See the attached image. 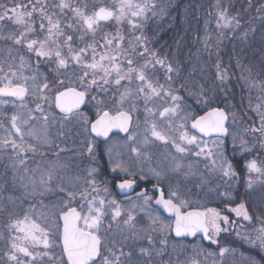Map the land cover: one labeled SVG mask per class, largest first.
<instances>
[{
    "label": "snow or ice",
    "instance_id": "6c2138e0",
    "mask_svg": "<svg viewBox=\"0 0 264 264\" xmlns=\"http://www.w3.org/2000/svg\"><path fill=\"white\" fill-rule=\"evenodd\" d=\"M247 5L252 8V0H247ZM214 7L220 36L230 30L233 35L241 32L239 38L244 39L249 31L255 30L251 28V20L246 21L249 28L243 30L241 14L230 12L231 0H216ZM255 10L261 14L259 19L264 32V3ZM165 12L166 6L160 0H92L91 5L88 0L80 3L73 0H8L5 3L0 0V129L4 132L0 136V157L8 158L13 170L12 180L19 183L24 199L31 201L21 215L0 206V211L7 212L8 216L7 258L13 264L37 261L40 264H201L197 247L191 249L194 255L183 261L178 255L173 259L167 254L168 237L173 231L175 237L180 238L196 237L200 233L202 240L213 244H219L217 238L222 232L232 231L248 245L249 254H241L243 264H264V195L259 208L261 215L255 216L244 203L232 207L235 201L230 191L213 189L226 201L229 213L252 226L248 231L216 208L200 210L197 207L189 211L191 202L183 198L178 189L168 186L166 198L165 188L159 187L169 173L195 175L194 163L185 164V158L194 159L196 163L202 161L210 173H218L225 183L238 177L236 166L240 164L249 173L250 189L254 183L251 174L264 177V160L251 159L245 163L243 156L251 153L252 146L244 136L229 132L238 120L235 107L213 106L218 102L213 93L217 88L223 90L230 79L228 69L218 60L213 85L190 84L191 74L188 78L181 77L179 63L149 47L150 38L144 34V27L151 18L162 17ZM9 25L15 27L9 28ZM113 25L115 31H106ZM74 37L83 47H74ZM210 40L206 33L205 48ZM70 65L76 69L72 79L67 75ZM237 66L241 68L244 84L250 90L258 89V102L254 105L251 99L248 102V109L256 120L249 117L243 131L253 133L252 139L264 146V62L259 82L252 78L250 67L239 61ZM42 68L49 69L50 73L46 74ZM161 70L162 76L158 75ZM61 75L65 79H61ZM93 89L105 95L97 99L91 94ZM86 100L95 101L99 106L112 100L118 107L113 108L115 114L103 111L90 123L80 112ZM141 104L151 139L145 135L138 141L129 130L134 124L133 114L139 111ZM9 105L11 108L4 111ZM200 106L210 110L197 115L194 107ZM54 109L62 114L59 120ZM76 120L87 134L78 155L86 158L88 164L78 168L75 174H68L67 166L59 162L60 153L66 149L55 143L50 129L54 122ZM136 126L139 127L138 121ZM113 129L129 133L127 140L131 142L129 152L134 154L133 161L143 163L151 159L148 148L154 141L171 147L177 154H167L162 160L164 167L158 165L146 173L135 163L119 157L114 159L108 150L110 171L128 177L120 179L116 187L127 194L137 187V178L155 179L154 187L158 192L155 204L174 214V227L150 210L154 197L148 195V189L136 195L139 205L129 199V206H124L111 196L109 182L100 175L95 144L88 137L91 133L107 137ZM62 131L61 125L57 136ZM229 135L234 141L239 139V160L229 159L224 154L223 139ZM205 137L214 139L209 141ZM49 152L55 156L54 161L48 159ZM37 156L40 163L30 167L29 158ZM202 183L207 181L202 179ZM260 191L264 193V184ZM53 194L54 203L45 204L43 199H36ZM139 212H144L149 220L145 228L138 227ZM0 239L5 237L0 235ZM141 240H146L147 246H140ZM20 241H29L32 250ZM172 250L176 251L175 244ZM233 251L220 247L218 255L223 257ZM18 254H23L25 259Z\"/></svg>",
    "mask_w": 264,
    "mask_h": 264
},
{
    "label": "trees",
    "instance_id": "16d2710c",
    "mask_svg": "<svg viewBox=\"0 0 264 264\" xmlns=\"http://www.w3.org/2000/svg\"><path fill=\"white\" fill-rule=\"evenodd\" d=\"M76 2L80 3L81 0ZM160 2L166 6L165 14L162 17L157 16L151 18L150 20H152L153 24L149 27H144L143 30L144 34L148 37L149 35H153L154 37V39H150L149 47L158 52L162 57L166 56L170 61L179 63L182 69L180 73L181 77L188 78L189 74H191L192 78L189 79L190 84L202 83L205 87L213 85L216 74L215 64L219 60L221 66L228 69L230 79L227 81V85L223 90L217 88L213 93L214 96L218 97V102L213 106L224 107L225 104L234 106L237 113L244 119V125L247 127L249 117L256 120L254 113L248 109V102L249 99H251L253 105L258 102V89L253 88L250 90L249 87L244 84L243 79L241 78V68L237 66V62L239 61L241 65L250 67L253 70L252 78L259 82L262 75V62H264V32L261 31V21L259 19L261 14H258L255 9L256 7H259L261 3H264V0H252L253 7L250 9L248 8L247 0H231L232 7L230 8V12L232 14H235L236 12L241 14V22L244 25L243 30L249 28V25L246 23V21L249 20H251V28L255 29L254 31H249L244 39L239 38L241 32H237L233 35L230 30H225L223 36L219 35V29H217L215 24L216 16L214 5L216 0H160ZM245 9H247V11H245ZM9 28H14V26L9 25ZM206 33L211 37L208 48H205L203 41ZM160 42H162L161 49L157 45ZM209 53H211V55H209ZM44 70H47V68H44ZM179 82L180 81L177 80V83ZM216 83H218V81H216ZM91 94L94 95V91ZM107 102V105H110V100H107L106 103ZM205 109L203 106H200L199 108L194 107V112L199 115L205 111ZM55 111L59 114L56 109ZM242 113H246V115H242ZM59 115L61 116V114ZM92 116L95 118L94 115ZM2 135L4 134L0 130V136ZM59 135L63 136L62 138H64V136L68 137L65 133H60ZM248 137V143L252 146L253 151L258 149L257 151L260 153L264 150L260 142L257 144L250 136ZM61 142L64 144V141ZM227 147V155H229L231 159H241V155H239L240 143H237L236 146H233L232 148L231 145L228 144ZM97 148L99 151L100 147ZM252 154L253 152L245 153L243 156L244 162H246L248 157ZM65 155V153H60V156H62L59 161L60 163L64 161L63 156ZM48 159L54 161L56 158L51 152H49ZM97 161L100 165L106 168L107 164H105L101 154L97 157ZM28 163L30 167H35L37 163H40V157L29 158ZM236 170L239 174L238 177L234 180H229L226 183L221 181L218 173L212 174L208 170H204L202 173L200 172L199 174L197 173L194 175V178H199L198 186L195 185V189H199V185L202 186L201 196L203 197L202 199L205 206L213 205L219 208L226 204V201L218 196L217 191L213 189H216L219 192L230 191L235 203L240 199H244V196L247 200L251 198L248 190L249 187L245 180L247 177L245 176L246 169L243 164H240L236 166ZM12 176L13 170L10 167L8 158L0 157V206L7 208L9 211H14L17 215H21L22 210L26 209L31 201L24 199L23 191L20 189L17 191L15 190L16 182L12 180ZM202 179L206 180L207 183H202ZM107 187L111 192V196H115L116 194L113 183L109 182ZM190 187H192V184ZM14 196L17 197L18 200L19 198L21 199L19 200L20 202H16L20 205L18 209L12 208L14 202L8 199L9 197ZM36 199H43L44 203L48 200V202L52 201L40 197H37ZM235 203L233 204L235 205ZM251 205L253 206L252 203ZM226 213H228L230 217H233L231 213ZM251 213L255 216L261 215L254 210H252ZM139 217L142 216L138 214L137 218ZM7 223V212L0 211V235L3 231L7 233V235L3 236L5 239H0V264H13V262L9 261L7 258V249L10 244L9 233L5 227ZM253 223H255V221ZM245 227V230L251 231V225L246 224ZM219 238V244L216 246L214 244L205 243L200 238L193 240H176L171 234L168 237L169 246L167 254L175 259L177 255H180L178 249H181L180 245L177 246V244H183L185 242V247H197L200 249L199 259L201 260V263L243 264V261H226L225 256L220 257L218 255L219 248L228 247L234 249L238 254L241 253L246 256L249 254L248 245L238 239L232 231L221 234ZM173 244L176 245L175 252L172 250ZM196 244H198V246ZM243 244H246L247 247ZM139 245L147 246V241L141 240L139 241ZM242 245L245 248H243ZM36 250L39 251L41 249L37 248ZM57 251H59V248H57ZM187 252H190V250ZM187 252H185V255H188ZM208 253H212L213 255H208ZM18 255L21 259H25L23 254ZM205 257H207L208 261H203ZM34 264H40V262L37 261L34 262Z\"/></svg>",
    "mask_w": 264,
    "mask_h": 264
},
{
    "label": "rangeland",
    "instance_id": "374dc122",
    "mask_svg": "<svg viewBox=\"0 0 264 264\" xmlns=\"http://www.w3.org/2000/svg\"><path fill=\"white\" fill-rule=\"evenodd\" d=\"M76 1H78V0H73V3H77ZM3 2L7 3L8 0H3ZM88 2L91 5L92 0H88ZM152 24H153L152 20H149L148 23L145 25V27H149ZM106 31H108V32L115 31V25H113L112 27H108L106 29ZM124 34L126 36L129 35L127 30H125ZM137 34H139V33H137ZM149 37H150V39H154L153 35H149ZM86 39H89V37H86ZM97 39H99V36H97ZM73 44H74V47H76V46L83 47V44H81L78 40H76L75 37H74ZM157 45L160 47V49L162 48V42H160ZM42 71L45 72L46 74L50 73L49 69L44 70V68H42ZM74 71H76L75 66L70 65V67L67 69L68 78H70V79L74 78V76H73V72ZM24 74L28 75V72L25 71ZM161 74H162V70L158 73V75H161ZM60 78L61 79H65V76L61 75ZM93 91H94V95L97 96V99H100V96H99L97 90L93 89ZM29 99H31V98H29ZM107 104H108V102L106 104H104L103 106H99V105L96 104L95 101L88 100L85 110L81 111V113H83L88 118V121L91 123V121L93 120V116L92 115H94L96 117V116H98L99 114H101L105 110H109L111 113L114 114L113 108L118 107V105L114 104V102L112 100H110V105H107ZM30 106H32V105H30ZM9 108H11V105H9L6 108H4V111H7ZM54 113L57 116V120H59L60 115L56 113L55 109H54ZM133 120H134V124L132 125L131 130H130L129 133L133 134V135H136L138 141H142L143 137L145 135H148L149 138L151 139L150 132L147 131V126H146V123H145L146 117H145V115L143 113V105L142 104L139 107V111L133 114ZM137 121L139 123V127L136 126V122ZM244 122H245L244 119L241 117L240 114H238L237 123H236L235 126L229 128V132L230 133H234L237 137L244 136L245 139H247L248 142H249V139H248L249 137L248 136H250L252 138L253 137V133H251V132L245 133L243 131V129L246 127L244 125ZM61 125L63 126V131L60 132V133H65V134L68 135V137L64 136V138H62L63 136H60V135L57 136L58 128ZM0 130H1V132H3L2 129H0ZM129 133H127L126 135L113 136L102 148L99 149V151H98V148H97V146L95 144V140L91 137V134L89 135L88 138L95 144L96 151H97V157H99L100 153L103 152V155H104L103 157H104V159H105V161L107 163V165H106L107 169L108 168L110 169V166L108 164V159H109L108 150L109 149L111 150L112 157L114 159L119 157V158H121L123 160L129 161L130 163H135V164L139 165L140 167H143V169H144V171L146 173L149 171L150 168H157L158 165L160 167H164V163H162V160H163V157L166 156L167 154L171 153L172 155H177L171 147L165 146V145L161 144V142H159V141H154L151 144V146L148 148V155L151 157V159H145V160H143V163H141L140 161H133L131 159V157L134 154H131L129 152V146H130L131 142L127 140V136L129 135ZM3 134H4V132H3ZM50 134H51L52 139L55 140L56 144H59L60 147L66 149V151L61 152V153H65L66 154L65 156H63L64 161L61 162V164H64V165L67 166L65 171L68 174H75V172L77 171L78 168H82V167H84V166H86L88 164V161H87L86 158L81 157V156L78 155V153L81 151V147H80L81 142L84 139L85 135H87L86 133L83 132V130L81 128V125H80V122L78 120L72 121L70 123H65L63 121H60L59 124H56L54 122L53 127L50 129ZM212 139H214V138L206 139V140L211 141ZM61 141H64V144ZM253 141H255L257 144H258V142H260L259 140H253ZM237 143H240L239 139H236L234 141L232 135H229V138H228L227 141L223 139V151H224V154L229 159H231V158L229 157V155H227V153H228L227 145L228 144L231 145V148H232L233 146H236ZM260 144H261V142H260ZM209 147H212L211 143L209 144ZM226 147H227V149H226ZM263 148H264V146H263ZM257 150H255V151L252 150L251 152H253V154L250 155V157H248L247 160H251V159H257L258 161L264 160V157H263L264 150H262V152H260L261 154ZM98 153H99V155H98ZM61 157L62 156H60V158ZM189 162H193L194 163L195 174L200 173V172L202 173L204 170H207L205 168V166H204V163L202 161L196 163V162H194V159L192 161H190L189 158H185L184 159V163L185 164H187ZM114 174L118 175L119 177H126V176H124L123 173H114ZM204 174H207V173H204ZM245 174H246L245 176H247L245 180L248 181L249 173L246 171ZM180 176H182L181 178L183 180H179L177 178L174 179V177H180ZM149 179H151L152 181H154L156 183L155 179H152V178H149ZM194 179H195L194 175L185 176L183 174L169 173V175L161 183V185H163V186L165 185L167 189H168V186H171L173 189H178L183 194V198H186V199H188L191 202L190 206L197 204L196 206H192V207H198L201 210H203L204 208H216L217 210H219L217 206H213V205H206L205 206L204 205L203 199H202L203 197L201 196V194H202V192H201L202 186L199 185V187H198L199 189H194V188L190 187L191 183L193 181H195ZM251 179L254 181L253 188H251V189L248 188L249 194L251 195V198L249 200H247L245 198V196H244V199H240L237 203H244L248 207V210H249L250 214H252L251 213L252 210L258 212V214H261L260 211H259V208H260V203H261V196L264 195V193H261L260 186H261V184H264V177H258L256 174L253 173V174H251ZM180 181H183V183L180 184ZM15 184H16L15 185L16 186V189H15L16 191L19 190V189L21 191H23L19 187V183L18 182H16ZM150 196L155 198L154 194H150ZM113 197L116 200L119 201V199L116 198V195L113 196ZM43 198L50 199V200H52L51 202H53V203L55 202V194L50 195V196H46V197H43ZM19 200H21V199L19 198ZM19 200L15 196L12 197L11 201L14 202L13 205H12V208H17L18 209L20 207V205L16 203V202H20ZM48 201L45 204H49L50 202H48ZM133 201L135 203H137V205L140 204V201H136L135 199ZM122 203H123L124 206H129L128 203H124V202H122ZM251 203L253 204V206L251 205ZM232 205H233L232 207H235L234 204H232ZM253 207H254V209H253ZM250 209H252V210H250ZM150 210L154 214L159 215L160 218L165 223L172 224V220L171 219H168V218L164 217L159 212V210L156 209L153 206V201L151 202ZM219 211L223 215H227L223 211H221V210H219ZM138 214L143 217V219H141V217L137 218V221L139 222L138 223V227L139 228L147 227L148 224H149V220H148L147 216L145 215V213L144 212H139ZM231 214L233 215V217H229L230 220H236L237 223L243 225L244 229H245L246 228L245 225L248 224V223L243 221V220H241V219H236L234 217V213H231ZM222 227H227V225H222ZM114 230H115V227H114ZM224 233H227V232H222L221 234H224ZM1 235L5 236V235H7V233L3 231L1 233ZM13 235H23V234L14 233ZM219 237L217 238L218 240L220 239ZM20 243H22L25 246H29L30 250H32L29 241H20ZM179 245L181 247V249H178V251H180L179 259L181 261L185 260L187 257H191V256L194 255V253L190 249V248H193V247H185V242L183 244H179L178 243L177 246H179ZM196 245L198 246V244H196ZM214 245L217 246L218 244H214ZM243 245L245 247H247L246 244H243ZM243 245H242V247L245 248ZM188 250H190V252H187ZM182 252H183V257H182ZM185 252H187L188 255H185ZM237 254H238L237 252L233 251V252L225 253L224 256L226 258V261H243L241 253H239L238 255ZM203 261H208V260L207 259H203ZM201 264H212V263L211 262L210 263H206V262L203 263L202 262Z\"/></svg>",
    "mask_w": 264,
    "mask_h": 264
},
{
    "label": "flooded vegetation",
    "instance_id": "af4514ba",
    "mask_svg": "<svg viewBox=\"0 0 264 264\" xmlns=\"http://www.w3.org/2000/svg\"><path fill=\"white\" fill-rule=\"evenodd\" d=\"M99 94V96H100V98L101 97H103L105 94L104 93H98ZM87 102H88V100H87ZM86 105H87V103H86ZM86 105H85V107L81 110V111H83V110H85V108H86ZM80 111V112H81ZM105 111H109V110H105ZM60 114V113H59ZM100 115V114H99ZM98 115V116H99ZM98 116H96L95 118H97ZM95 118H93V120L95 119ZM93 120L91 121V123L93 122ZM130 132V131H129ZM116 135H121V134H114V135H112L111 137H109L107 140H105V141H103V140H98V139H96V138H94L92 135H91V137L95 140V144H96V146L97 147H100V148H102L113 136H116ZM124 135H126V134H124ZM214 138V137H213ZM229 138V137H228ZM228 138L227 139H224V140H228ZM204 139H211V138H204ZM99 148V149H100ZM101 154V157H103L104 155H103V152H101L100 153ZM37 158V157H36ZM103 159H104V157H103ZM104 161H105V159H104ZM105 164H107L106 163V161H105ZM100 165V164H99ZM100 168H101V173H100V175H101V177L103 178V179H106L108 182H110V183H113V185H114V191H115V194H116V198H118L119 199V201H121V202H124V203H128V201H123L122 200V198L117 194V192H116V190H115V185H116V183H117V181H119L120 179H125V178H128V177H119L118 175H116V174H114V173H112L111 171H110V169L108 168L107 169V167L106 168H104L102 165H100ZM103 173H105V174H103ZM199 174V173H198ZM182 176H180V177H174L175 179L177 178V179H179V180H183L182 178H181ZM195 181H193L191 184H192V188H194L195 189V185H197L198 184V182H199V178L197 177V178H195L194 179ZM137 181H138V186H137V188H136V190H135V192H137V191H140V190H142L143 188H146V189H148V195H150V194H154L155 195V198L157 197V192L156 191H154V190H152L151 189V187L152 186H155L156 185V183L154 182V181H152L151 179H148V180H140L139 178H137ZM183 183V181H180V184H182ZM198 186V185H197ZM159 187H162V188H165V192H166V198H167V188H166V186L164 185H161V183L159 184ZM155 198H154V200H153V206L156 208V209H158L155 205H154V201H155ZM135 198H132L131 200H134ZM189 208H197V207H192V206H190ZM188 208V209H189ZM219 210H221V211H223L225 214H227L228 215V213H226V212H228V209H227V207L225 206V205H223V206H221V207H219L218 208ZM159 210V209H158ZM159 212L161 213V211L159 210ZM162 214V213H161ZM163 215V214H162ZM164 216V215H163ZM164 217H166V216H164ZM230 217V216H229ZM234 217H235V214H234ZM166 218H168V217H166ZM236 218V217H235ZM168 219H171V218H168ZM236 219H238V218H236ZM172 220V222H173V219H171ZM172 225V224H171ZM172 237H173V235H172ZM174 238V237H173ZM175 239V238H174ZM201 239V238H200ZM176 240H182V239H176Z\"/></svg>",
    "mask_w": 264,
    "mask_h": 264
},
{
    "label": "water",
    "instance_id": "95a60500",
    "mask_svg": "<svg viewBox=\"0 0 264 264\" xmlns=\"http://www.w3.org/2000/svg\"><path fill=\"white\" fill-rule=\"evenodd\" d=\"M86 103H87V100L85 101V103L83 104V105H81V108H80V111L85 107V105H86ZM57 110V112H59V109H56ZM210 109H207V110H205L203 113H201L200 115H204L207 111H209ZM110 112V111H109ZM111 113V112H110ZM61 114V113H60ZM113 114V113H112ZM115 114V113H114ZM100 115H102V113L100 114ZM100 115L96 118V119H98L99 117H100ZM95 119V120H96ZM95 120L92 122V123H94L95 122ZM130 130H131V127H130ZM129 130V131H130ZM191 130V129H190ZM192 131V130H191ZM114 134H121V135H124V134H127V133H124V132H121L119 129H113L110 133H109V135L107 136V137H103V136H96L94 133H91V135L94 137V138H96V139H98V140H103V141H105V140H107L109 137H111L112 135H114ZM229 136H227V137H225L224 139H227ZM205 138H213V137H205ZM119 181H117V183H118ZM116 183V184H117ZM137 186H138V181H137ZM137 188V187H136ZM136 188H135V190H136ZM143 189H146V188H143ZM142 189V190H143ZM151 189L152 190H154V191H156L155 190V187L154 186H152L151 187ZM115 190H116V192H117V194L122 198V200L123 201H128L129 199H132V198H135L136 197V195L139 193V192H141L142 190H140V191H137V192H135V190L133 191V192H131V193H127V194H125V193H123V192H121L117 187H116V185H115ZM157 192V191H156ZM158 193V192H157ZM157 197H158V194H157ZM154 205L161 211V213L164 215V216H166V217H168V218H171V219H173V222H172V226L174 227L175 226V216H174V214H171V213H168L166 210H164L163 208H162V206H159V205H156L155 204V201H154ZM187 210H193V208H189V209H187ZM201 210V209H200ZM182 211H184V209H182ZM172 235H173V237L175 238V239H189V240H193V239H196V238H199V237H201V235L202 234H200V233H198L197 234V236L196 237H186V238H180V237H175V233H174V231L172 232ZM205 243H208V244H213V243H211L210 241H207V240H203Z\"/></svg>",
    "mask_w": 264,
    "mask_h": 264
}]
</instances>
